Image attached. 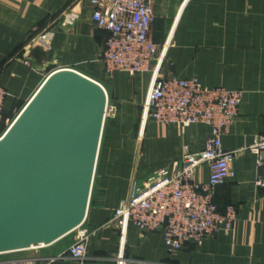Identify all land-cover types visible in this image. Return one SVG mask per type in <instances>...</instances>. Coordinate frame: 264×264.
<instances>
[{
  "label": "crops",
  "instance_id": "0c3cea01",
  "mask_svg": "<svg viewBox=\"0 0 264 264\" xmlns=\"http://www.w3.org/2000/svg\"><path fill=\"white\" fill-rule=\"evenodd\" d=\"M150 36L160 52L150 70L108 76L101 52L107 33L92 19L90 0H0V86L7 96L0 125L19 113L54 70L70 68L98 82L113 112L104 118L91 194L83 225L102 226L91 235L83 264H264V190L255 185L254 155L244 149L264 135V0H152ZM51 29V49L31 48L33 37ZM27 61V62H26ZM196 77L203 87L242 91L239 114L221 139L240 150L233 177L215 189L220 213L236 209L230 231L220 230L181 250L166 248L160 231L141 236L134 225H105L134 180L172 170L186 150L204 148L210 127L185 128L144 118L143 105L155 77ZM207 164L195 179L206 182ZM105 225V226H104ZM73 233L51 244L54 256Z\"/></svg>",
  "mask_w": 264,
  "mask_h": 264
},
{
  "label": "built area",
  "instance_id": "2783aa9c",
  "mask_svg": "<svg viewBox=\"0 0 264 264\" xmlns=\"http://www.w3.org/2000/svg\"><path fill=\"white\" fill-rule=\"evenodd\" d=\"M90 2L93 22L107 33L101 52L107 75L123 71L132 76L149 71L151 61L160 54L150 36L153 1ZM53 36L51 29L44 30L31 39L25 52L36 47L49 51ZM6 96V90L0 86V120ZM241 96L242 91L237 89L203 87L196 77H155L143 105L144 118L181 128L202 123L210 127L211 133L202 150H186L172 170L160 168L141 183L134 180L128 197L113 210L105 225L116 226L123 232L131 224L141 236L160 231L172 253L181 250L185 241L199 242L220 230L230 231L236 209L230 205L220 213L214 194L218 185L234 175L232 162L240 150H224L221 139L239 114ZM111 112L113 108L106 105L105 115ZM244 149L255 157V185L264 190V135L256 136ZM204 163L209 176L206 182H199L195 172ZM83 222L70 232L74 234L73 242L63 252L54 256L8 257L0 259V264H83L91 235L102 227L88 228Z\"/></svg>",
  "mask_w": 264,
  "mask_h": 264
},
{
  "label": "water",
  "instance_id": "95a60500",
  "mask_svg": "<svg viewBox=\"0 0 264 264\" xmlns=\"http://www.w3.org/2000/svg\"><path fill=\"white\" fill-rule=\"evenodd\" d=\"M106 105L101 84L60 68L0 136V254L51 245L84 221Z\"/></svg>",
  "mask_w": 264,
  "mask_h": 264
},
{
  "label": "rangeland",
  "instance_id": "374dc122",
  "mask_svg": "<svg viewBox=\"0 0 264 264\" xmlns=\"http://www.w3.org/2000/svg\"><path fill=\"white\" fill-rule=\"evenodd\" d=\"M17 116V113L12 114L10 117H7L5 121L1 124L0 128V136L5 132V130L9 127L11 122L14 120V118ZM52 245L45 246L44 248L37 249V250H28V251H22V252H10V253H3L0 254V259H5L8 257H18V256H29V255H35V256H45L48 254L51 250Z\"/></svg>",
  "mask_w": 264,
  "mask_h": 264
},
{
  "label": "trees",
  "instance_id": "16d2710c",
  "mask_svg": "<svg viewBox=\"0 0 264 264\" xmlns=\"http://www.w3.org/2000/svg\"><path fill=\"white\" fill-rule=\"evenodd\" d=\"M1 126V125H0ZM1 128V127H0Z\"/></svg>",
  "mask_w": 264,
  "mask_h": 264
}]
</instances>
